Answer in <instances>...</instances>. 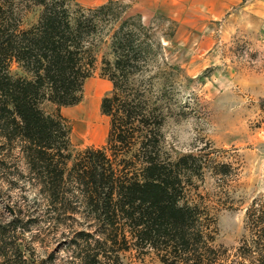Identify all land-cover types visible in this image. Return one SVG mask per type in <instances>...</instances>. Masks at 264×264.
Instances as JSON below:
<instances>
[{"label": "trees", "instance_id": "1", "mask_svg": "<svg viewBox=\"0 0 264 264\" xmlns=\"http://www.w3.org/2000/svg\"><path fill=\"white\" fill-rule=\"evenodd\" d=\"M114 8L0 0V148L18 146L28 180L39 187L34 202L58 214L51 220L84 227L75 233L77 264H121L128 249L152 252L159 264H264V193L245 208L246 234L232 253L216 246V213L230 207L221 198L236 169L213 162L211 150L175 159L161 151L168 108L160 101H173L172 70L166 66L160 93L162 63L151 65L159 45L141 26L119 21ZM102 44L110 59H101L100 72L111 85L99 106L108 119L105 144L71 155L59 110L80 101ZM10 64L20 76L9 74ZM204 169L215 179L211 198L192 192Z\"/></svg>", "mask_w": 264, "mask_h": 264}, {"label": "rangeland", "instance_id": "2", "mask_svg": "<svg viewBox=\"0 0 264 264\" xmlns=\"http://www.w3.org/2000/svg\"><path fill=\"white\" fill-rule=\"evenodd\" d=\"M69 0L72 7L95 8L114 3L113 14L134 27L141 26L159 45L152 64L159 66L158 90L164 92L167 67L171 68L173 101L165 106L161 127V151L170 159L211 150L213 162L229 164L236 176L228 183L230 207L216 213L214 244L232 251L246 234L244 210L252 199L264 193V0H241L216 19H195L194 26L181 23L187 6L209 3L183 0L174 9L162 0ZM187 10V9H186ZM195 8H192L194 11ZM163 11V12H162ZM180 12L172 20V13ZM206 14L205 11L202 12ZM32 15L26 17L30 23ZM209 34V35H208ZM91 75L82 86L80 101L60 108L69 125V152L102 148L108 119L100 112V102L109 97L111 85L100 72L102 58L109 60L106 45L95 51ZM155 59V61H154ZM10 64L11 76H20ZM157 70H150L154 76ZM48 113L50 105H43ZM100 135V139L94 137ZM203 179H194L195 192L214 197L215 179L208 169ZM22 161L18 146L8 152L0 148V264H77L79 239L75 233L84 227L79 221H62L35 199L39 187ZM193 194V193H192ZM228 204V203H227ZM218 209V208H217ZM54 214V215H53ZM121 264H159L152 252L133 249L120 252Z\"/></svg>", "mask_w": 264, "mask_h": 264}, {"label": "crops", "instance_id": "3", "mask_svg": "<svg viewBox=\"0 0 264 264\" xmlns=\"http://www.w3.org/2000/svg\"><path fill=\"white\" fill-rule=\"evenodd\" d=\"M194 1V0H191ZM241 0H196V2H202V3H209V8H207L208 6H202V5H198L197 7H193V6H187L185 8V11H189V12H194L196 14V16H193V19L191 18L192 15L189 13H186L183 18V21L181 23H189L194 26V21H196L195 19H199V20H204V19H216L221 17L220 12L221 11H225L227 12V10H229V8H232L233 4L236 2H239ZM168 4L171 5L172 8L176 9L177 8H182L181 6V2H183V0H167ZM163 1L161 0L157 5H156V9L158 10V12H161V5H162ZM192 8H195L194 11H192ZM187 9V10H186ZM205 11L206 14H203L202 12ZM163 12V11H162ZM180 12L174 11L172 13V20H177V16L178 18H180L179 14ZM179 14V15H177ZM209 35V34H208Z\"/></svg>", "mask_w": 264, "mask_h": 264}, {"label": "bare ground", "instance_id": "4", "mask_svg": "<svg viewBox=\"0 0 264 264\" xmlns=\"http://www.w3.org/2000/svg\"><path fill=\"white\" fill-rule=\"evenodd\" d=\"M97 134L96 133H94V137H96L97 139H100V135L97 137L96 136Z\"/></svg>", "mask_w": 264, "mask_h": 264}]
</instances>
